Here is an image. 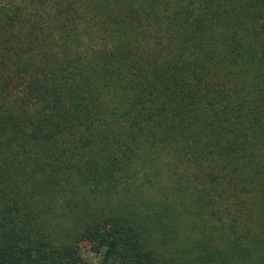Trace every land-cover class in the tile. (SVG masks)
Here are the masks:
<instances>
[{
	"label": "trees",
	"instance_id": "16d2710c",
	"mask_svg": "<svg viewBox=\"0 0 264 264\" xmlns=\"http://www.w3.org/2000/svg\"><path fill=\"white\" fill-rule=\"evenodd\" d=\"M264 264V0H0V264Z\"/></svg>",
	"mask_w": 264,
	"mask_h": 264
},
{
	"label": "rangeland",
	"instance_id": "374dc122",
	"mask_svg": "<svg viewBox=\"0 0 264 264\" xmlns=\"http://www.w3.org/2000/svg\"><path fill=\"white\" fill-rule=\"evenodd\" d=\"M81 250L83 257L88 262V264H99L100 256L93 254L90 250L89 245H82Z\"/></svg>",
	"mask_w": 264,
	"mask_h": 264
}]
</instances>
